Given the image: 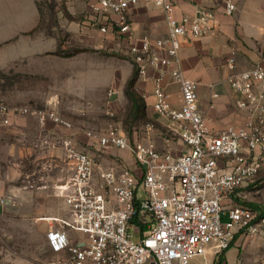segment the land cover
<instances>
[{
  "label": "built area",
  "instance_id": "obj_1",
  "mask_svg": "<svg viewBox=\"0 0 264 264\" xmlns=\"http://www.w3.org/2000/svg\"><path fill=\"white\" fill-rule=\"evenodd\" d=\"M151 1L164 13L165 35L134 32L130 9L139 0H97L91 12L101 31L110 28L127 39L137 81L151 80L153 109L169 122L171 134L160 144L152 138L132 140L116 126L82 133L85 145L101 154L127 150L133 165L97 160L72 132V121L58 112L57 95L34 109L0 98L4 124L12 115L30 113L42 126L50 120L66 130L45 138L50 147L63 148L69 168L54 187L66 213L45 218L49 247L63 253L51 264H192L195 256L209 264V254L215 259L237 240L264 234V212L236 201L235 195L264 167V67L242 68L235 53L228 57L226 80L243 120L215 131L198 107L199 82L178 63L182 39L219 33L217 6L222 3L232 14L235 0H207L181 15L179 0ZM169 79L180 86L179 105L170 99ZM5 201L0 194V203Z\"/></svg>",
  "mask_w": 264,
  "mask_h": 264
},
{
  "label": "rangeland",
  "instance_id": "obj_2",
  "mask_svg": "<svg viewBox=\"0 0 264 264\" xmlns=\"http://www.w3.org/2000/svg\"><path fill=\"white\" fill-rule=\"evenodd\" d=\"M71 1L37 0L41 20L39 27L27 37L31 42L29 46H34L30 52L13 59L12 39L0 43V98L12 105L34 109L43 108L51 96L57 95L58 112L72 121V132L77 137L80 134V144L91 149L97 160L106 157L112 161L119 156L114 151L101 154L85 145L86 138L82 133L87 130L99 132L116 126L132 140L152 138L162 143L171 134L169 122L157 115L147 113L145 117L133 112L132 100L125 92L135 67L128 53L127 39L113 29L99 30L91 17L92 5L97 0L89 2L86 10L81 12L71 8ZM31 3V0H0V42L18 33L17 25L29 16ZM235 56L237 58V53ZM138 85L136 81V89ZM173 91L170 85L168 92ZM148 122L153 124L150 129L146 126ZM8 129H0V133L12 134ZM36 133V129H30L15 140L23 151L26 149L20 156L24 170L21 177L25 182L31 180L35 187L45 182V197L37 193L40 199L32 206L25 204L17 211H0V264L10 263L17 257H30L49 264L53 257L47 243L48 222L39 217L43 214V203L60 209L54 186L64 173L65 161L55 154L57 152L47 155L48 148L61 150V147H50L45 141L46 133ZM9 138L14 140V137ZM174 143L180 142L174 139ZM2 147L5 148L2 153L11 155L8 142L0 141V149ZM47 159H51V164ZM235 195L236 201L239 198L264 208V167L254 181ZM38 201L42 203L38 204ZM228 250V256L225 253L221 264H264V234L254 240H237ZM213 259L209 254V260ZM191 262L204 264V257L195 256Z\"/></svg>",
  "mask_w": 264,
  "mask_h": 264
},
{
  "label": "crops",
  "instance_id": "obj_3",
  "mask_svg": "<svg viewBox=\"0 0 264 264\" xmlns=\"http://www.w3.org/2000/svg\"><path fill=\"white\" fill-rule=\"evenodd\" d=\"M31 1L32 9L31 11L29 10L30 13H27L29 16L24 18L21 24L19 23L17 25L18 33L0 42L3 43L12 39V45L15 50L13 59H15L16 55L20 57L21 54L30 52L31 47L34 48L33 45L31 47L29 46L31 42L27 40V37H30L31 34L28 32L34 29L40 22L41 14L37 0ZM91 1L94 0H73L71 1V8H74L75 12L85 11L88 3ZM207 2V0H179L176 8L177 15L184 13L192 14L198 4H206ZM235 3L237 8L232 14H226L224 5L222 3L218 4L216 20L220 27L219 33H207L198 37H185L181 41V49L179 52V66L186 76L199 82L198 107L206 118L209 126L215 131H220L230 124L241 123L243 120V115L240 114L235 107L234 94L226 80L229 72L226 66L228 57L236 52V59L239 67H250L255 64H261L264 67V0H235ZM91 17L94 18V14L91 15ZM130 17L133 30L138 34L148 33L153 36H162L167 32L164 13L159 7H156L151 0H139L136 5L131 7ZM97 25L101 31L100 25L98 23ZM31 41H33V39ZM154 74L155 71L151 68L149 70V75L152 76ZM137 82L139 84L137 88L139 93H146L144 97L146 115L147 113L148 115H157L167 120L159 116L153 109L154 95L152 93L153 83L151 80L140 79ZM170 85L174 88V91L169 93L170 99L174 104L179 105L182 101L180 86L169 79L166 81L167 90ZM24 115L25 114H15L11 116L10 123L4 124L2 121V123H0V129L4 130L8 127V130L12 132V134L9 135L0 133V141L8 142L11 148V155L1 152V150H5V148L2 147L0 149V194L6 199L4 204L0 203V211H17L20 209L21 205L25 204L32 206L39 198L36 196L37 193L44 194L45 197V188L47 187L45 182L35 187L31 180L28 179L29 182H25L24 177H21L24 170L20 164V156L25 153L26 149L24 148L25 150L23 151L19 142L15 140L16 137H23L22 135L29 132L30 129H36L39 135L43 132L51 136L66 133V130L50 120L42 126L35 115ZM9 137H14V140ZM78 138H80V134ZM46 151L47 155L57 152L55 154L64 159V150L62 147L61 150L48 148ZM46 151L44 153H46ZM116 153L119 158H114L110 161L108 158L103 157V159L99 161L103 165H116L119 161L118 159H121L129 165H133V159L127 150H117ZM47 160L49 163L51 162V159ZM63 169L64 173L61 178L69 174V168L66 163ZM47 174L49 173L47 172ZM27 175L29 176L28 173ZM45 175L46 171L44 170L43 179ZM18 178L20 180H18ZM15 180L18 182L15 183ZM55 196L60 199V209L56 210L57 207L55 208L52 205L48 206L47 204L49 203H43V214L39 218L46 220L45 218L48 216H60L66 213L67 207L63 199L57 196L56 193ZM37 203L40 204L42 202L38 201ZM48 227L49 225H47V230ZM50 250L53 257L49 264L63 255L62 252H54L51 248ZM228 252L229 250L226 252L227 256ZM215 259H208V263L214 264ZM7 264L45 263L37 262L30 257H17Z\"/></svg>",
  "mask_w": 264,
  "mask_h": 264
},
{
  "label": "trees",
  "instance_id": "obj_4",
  "mask_svg": "<svg viewBox=\"0 0 264 264\" xmlns=\"http://www.w3.org/2000/svg\"><path fill=\"white\" fill-rule=\"evenodd\" d=\"M38 27H39V23L37 24V26H35L34 29L30 30L28 33H32ZM136 81H137V70L134 67L133 73H132L131 77L129 78V80L127 81L125 92L128 95V97L132 100V111L135 113H138V114H142V116L144 115L146 117L147 115H146V111L144 109L145 108V99L139 93V91L136 89V87H135ZM237 200L240 203L246 204L252 208L259 210L260 212H264V208L258 204H255L253 202L243 201V200H240L239 198H237ZM228 249L224 250L217 257L215 264H221L222 263V261L225 259V253L227 252Z\"/></svg>",
  "mask_w": 264,
  "mask_h": 264
}]
</instances>
